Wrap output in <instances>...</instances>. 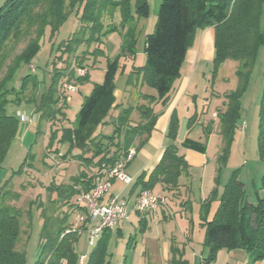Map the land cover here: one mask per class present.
I'll return each instance as SVG.
<instances>
[{
  "label": "trees",
  "instance_id": "16d2710c",
  "mask_svg": "<svg viewBox=\"0 0 264 264\" xmlns=\"http://www.w3.org/2000/svg\"><path fill=\"white\" fill-rule=\"evenodd\" d=\"M76 2L79 0H4L0 6V169L20 125L18 117L7 112V107L12 105L9 98L15 96L19 102L28 83L36 82L35 77L27 74L21 79L20 90H16L13 87L14 78L22 66L33 65V60L40 52L46 28L50 27L53 34L59 31ZM263 6L264 0H163L155 31L146 37L144 49L147 63L135 68L129 81L132 83L136 76L139 82L143 77V85L155 90L157 95H143L146 104L136 108H121L118 118L112 121L115 133L111 137L93 135L104 124L116 100V62L109 64L104 82L95 84L92 94L85 97L78 115V125L65 131L63 141H68L71 148H81L83 154L76 159L89 171L82 169L78 176L71 179V183H52L48 188V192L57 193V198H50L49 206L43 209L44 227L37 264H80L82 255L76 249L80 232L66 233L73 225L70 223L71 214L84 210V207L73 202V198L81 192L89 193L95 187L103 166L114 167L128 158L136 142L139 149L149 140L168 105L174 83L181 76L188 49L194 44L197 32L207 28L215 31L214 74L228 60L239 63L238 89L227 95L225 109L218 114L219 134L224 145L218 164L224 163L239 121L241 97L249 86L259 49L264 45V29L261 28ZM137 13L149 17L150 6L147 0H138ZM96 15L95 8L89 3L82 18L86 27L69 39V50L81 45L80 37L85 28L91 26L92 35L99 31L100 22ZM24 43L25 46L18 51ZM52 75V85L42 95L35 109L37 114H41L39 123H52L58 116L63 117L67 105L68 100L61 101L57 96V86L64 74L55 69ZM87 76L80 77L79 82H84ZM159 103L163 109L156 112L155 105ZM134 112L139 114L138 122H132ZM196 119V116L190 119L189 128H192ZM179 127V118L173 114L167 131L170 144L159 164L148 178L147 173H142L136 180L135 188L140 187L141 192L155 191L157 186L163 191L178 189L181 175L189 169L185 156L176 144ZM182 146L206 153V143L189 138ZM259 146L264 162V90L260 109ZM27 166L28 162H25L17 173L23 172ZM219 185V178H216V188L202 204V226L206 229L204 246L208 254L201 264H215L219 251L223 249H244L256 253L258 259H264V177L261 186L263 193L257 192L255 203L246 199L244 184L239 180L232 178L221 196ZM19 199L20 194L11 191L9 185L2 188L0 264H26L25 252L17 250L23 233V211L14 205ZM215 201H219L220 206L214 218L209 221L211 205ZM87 226L84 224L82 229L86 230ZM112 235V230H105L83 264H110L109 243ZM171 253L169 264H190L179 255L176 248L173 247Z\"/></svg>",
  "mask_w": 264,
  "mask_h": 264
},
{
  "label": "rangeland",
  "instance_id": "374dc122",
  "mask_svg": "<svg viewBox=\"0 0 264 264\" xmlns=\"http://www.w3.org/2000/svg\"><path fill=\"white\" fill-rule=\"evenodd\" d=\"M96 1V2H95ZM4 0H0V6ZM150 6L149 17H142L137 13L138 0H79L70 9L63 26L53 34L50 27L46 28L42 39L39 54L32 64L36 67V73H31L29 65L22 66L14 78L16 90L21 88V79L27 74L35 77L36 82H29L24 94L18 102L15 96L9 99L12 105L7 107L10 115L19 119V130L11 144L7 157L0 169V196L2 188L9 185L13 192L20 194L19 201L14 205L23 211L22 237L17 250L25 252L26 264H37L41 250V234L44 227L43 209L49 206V199H56L57 193L48 192L52 183L64 185L71 183V179L86 169L78 158L83 151L79 147L71 148L68 141H63L64 133L78 125V115L85 97L92 94L95 84L104 82L105 73L110 63L116 62L117 74L115 78L114 96L115 102L109 116L101 124L93 136L111 137L114 135L115 125L113 119H117L121 108H136L140 102L138 93L143 88V77L137 80L133 76L135 68L146 65L145 54L146 37L153 34L160 5L163 0H147ZM92 4L97 12L100 27L95 35L91 34V26L85 28L81 35V45L69 50L67 43L71 37L81 33L83 27L82 18L88 4ZM127 7L126 11L124 8ZM261 28L264 29V6L261 20ZM92 35V36H91ZM202 32H198L196 42L187 52L182 75L187 76L193 71L194 55H199L198 44ZM83 40V41H82ZM25 46L22 44L18 51ZM206 51L200 55H205ZM73 65L83 66L87 71V78L79 82L78 71L72 69ZM202 70L196 76L199 80L200 106L210 108L211 116L214 110L223 111L227 95L235 92L239 86L237 71L239 63L233 60L226 61L214 74L213 62L200 64ZM57 69L64 74L57 86V96L61 101H67L64 108V116H58L57 120L49 123L39 121L36 124L24 123L20 119L22 112L35 111L40 99L52 85V74ZM74 71V73L71 72ZM191 71V72H192ZM206 73V79L201 74ZM209 80V81H208ZM73 84L80 91L69 93L64 86ZM147 87V86H145ZM151 89V88H147ZM153 90V89H152ZM264 90V45L260 47L258 58L250 76L249 86L241 97V112L234 140L223 164H218L216 178H219V196L232 178L244 184L246 199L255 203L257 192L261 190L264 177V162L259 152L260 137V109ZM156 93V92H155ZM67 97V98H66ZM63 105V102H61ZM217 107H219L217 109ZM24 125V127L22 126ZM20 126H22L20 128ZM207 137L205 138L206 142ZM107 142V138L104 139ZM72 150V151H69ZM215 153V146L211 144L208 150V158ZM221 155V154H220ZM30 158V159H29ZM219 159V157H218ZM28 162L23 172L17 173L22 165ZM194 169L190 167L191 174L196 179L197 185L200 179V164L193 162ZM197 164V165H196ZM88 170V169H86ZM89 171V170H88ZM198 175V176H197ZM198 177V178H197ZM210 175H205L204 188L209 184ZM50 193V194H49ZM52 194V195H51ZM199 190L196 191V204H191L188 223L190 225V237L195 240L196 253L191 252L190 264H200L199 256H206L208 249L204 246L206 229L202 226L201 204ZM76 195L73 202L77 201ZM197 196V197H196ZM43 205V207H42ZM63 210H68L64 208ZM70 211V210H69ZM71 214L70 223L72 229H81L80 237L76 245L79 255L90 252L88 246L89 234L82 230V224L78 222V214ZM135 227L125 229L124 236L113 233L109 243L111 254L110 264H166L160 248L163 239V227H157L156 223L149 222L143 226L138 223L135 216L132 218ZM148 226V227H147ZM148 228L144 231L145 228ZM160 233V236L158 234ZM193 235V236H192ZM144 246L148 247V253H144ZM177 249V248H176ZM182 252V251H181ZM182 252V258H184ZM198 259L195 258V255ZM258 255L244 249L219 251L215 264H264V259H258ZM185 259V258H184Z\"/></svg>",
  "mask_w": 264,
  "mask_h": 264
},
{
  "label": "crops",
  "instance_id": "0c3cea01",
  "mask_svg": "<svg viewBox=\"0 0 264 264\" xmlns=\"http://www.w3.org/2000/svg\"><path fill=\"white\" fill-rule=\"evenodd\" d=\"M200 32H202V35L199 39L198 44L199 55H194L195 59L194 64L192 65V67H194L193 71L191 70L192 72L189 71L187 76H183L182 67L181 76L174 83L168 105L164 108L163 114L158 119L155 129L152 132L149 140L139 149H137L139 146L138 142H136L135 146L131 149L135 152V154L127 163L126 172L134 179L133 183L129 186H125L119 181L114 182L112 190L106 198L108 199L113 194L119 195L120 199L125 200L129 203V208L132 211V208L134 207L137 199L141 194V188H135L136 180L142 173H147L148 178L150 173L159 164L166 147L170 144V140L167 138V131L171 117L173 116V114H176L180 122L179 134L176 144L180 148V153L185 156L189 164V169L187 170V172H184L179 179L178 189L174 191H163L159 186H157L155 188V191L161 192L164 195L166 202L156 213L140 214L132 211L130 219L128 221H122L115 230H112V232L117 236H124L125 229L130 230L132 227H135V223L132 222V218L134 216L137 219L138 223L143 226H146L149 224V222H152L156 223L157 227H163V235H161L163 236V239L159 238L158 240L161 241L159 249L163 251L162 257L164 258L166 264L170 263L172 257L171 249L173 247L177 248L179 255H182L183 252L184 258L188 262H190L188 255L192 254L191 252L196 253L194 247L195 240L193 239V237H190V225L187 224L190 209L193 210L191 204H196L195 195L196 191L199 190L200 195L197 199L200 201V209L202 210L203 202L210 197L212 191L216 188L218 157L220 156L222 148L224 146L222 137L219 134V118L213 117L214 113H217V115L219 114V107H217L218 110H214L211 116H209L205 114L209 113L210 108L208 107V109H206V107L204 106L202 107L203 113L200 115L201 106L199 104V94H202L199 91V80L196 76H199L202 71L199 70V68H201L199 67L200 64L207 63L208 65V63L213 62L215 52V31L213 28H207L203 31L201 30ZM204 51H206V54L200 55L204 53ZM201 76L203 79H206L207 77L206 73L204 72H202ZM147 88L148 87L143 86L142 90L139 91L138 100L140 102L138 103V105L146 104V101H144V99L142 98L143 95H157V93H155V90ZM223 103L225 106V101H223ZM162 109L163 108L160 103L155 105L156 112H160ZM193 116H196L197 119L192 128H189V121ZM139 120V114L137 112H134V114L132 115V122H138ZM22 126L24 127V125ZM22 126H20V128ZM206 137L207 139L205 142ZM188 138L199 141L201 143H206V153L203 154L194 150L184 148L182 146V143ZM211 144H214L215 146V153L214 156L209 159L207 155ZM198 161L201 171L199 182L196 181V185L194 184L196 179H193L194 176L191 174V170L194 169L193 162H196L198 164ZM190 167H192L191 170ZM208 173L210 175V181L209 184L204 188L205 175H207ZM219 206V201H215L212 203L209 214V221L214 218ZM147 227L144 229V231L148 229ZM86 232L88 233L87 230ZM158 236H160V233L158 234ZM143 248V254L148 253L149 248L146 246H144ZM194 255L195 258L198 259L196 254ZM204 257L205 256H199L200 264Z\"/></svg>",
  "mask_w": 264,
  "mask_h": 264
},
{
  "label": "built area",
  "instance_id": "2783aa9c",
  "mask_svg": "<svg viewBox=\"0 0 264 264\" xmlns=\"http://www.w3.org/2000/svg\"><path fill=\"white\" fill-rule=\"evenodd\" d=\"M72 69L78 71L80 77L87 74L86 69L81 66L73 65ZM29 71L36 73V67L31 65ZM64 88L69 93L79 91V88L73 84L65 85ZM19 117L23 122L30 124H36L39 121V115L35 111L22 112ZM213 117L217 118V113H214ZM134 154L135 152L130 150L126 160L118 162L114 167L103 166L98 173L95 187L89 193L81 192L77 196L76 205L84 207V210H81L78 214V222L82 225H88L86 230L89 234L88 246L90 250L97 245L105 230H115L122 221H128L132 211L140 214L156 213L166 202L161 192L152 190L141 192L132 211L129 208V203L120 199L119 195L113 194L106 199L114 182L119 181L125 186L133 183L134 179L127 174L126 166ZM72 231L76 232L77 229L68 230L66 233ZM78 231H81V229ZM86 257L87 255L81 256L80 264L84 263Z\"/></svg>",
  "mask_w": 264,
  "mask_h": 264
}]
</instances>
